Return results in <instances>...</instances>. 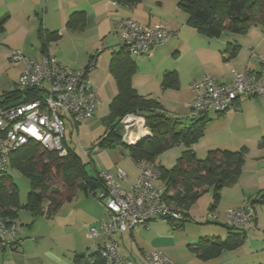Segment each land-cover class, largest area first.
Segmentation results:
<instances>
[{"label": "crops", "instance_id": "1", "mask_svg": "<svg viewBox=\"0 0 264 264\" xmlns=\"http://www.w3.org/2000/svg\"><path fill=\"white\" fill-rule=\"evenodd\" d=\"M143 2L127 6L114 0H0V16L8 17L4 31L0 34V58H7L8 51L14 52L12 50L16 49L23 52L21 54L25 60L39 61L51 55L64 67L76 70L85 68L90 58L98 54L93 69L88 73V79L99 98L95 116L99 107L105 102L110 104L117 93L115 81L108 71L111 54L116 51L114 48L118 49L113 35L114 24L121 19H131L144 28L160 26L171 37L164 46L156 48L150 57L134 61L139 69L137 67L131 77V84L139 95L159 102L168 117L183 121L189 120V106L194 100L190 89L193 82L210 75L219 83L226 84L231 82L234 72H243L247 67L258 68L252 53L264 56V28L260 25L252 26L245 35L234 36L224 32L219 38H208L186 25L187 16L178 8L176 0H158L148 10H143ZM41 11L42 18H39ZM74 12L85 13L81 28L66 26L69 16ZM51 15L59 18L56 29L51 27L52 20L48 19ZM45 32H56L58 37L43 42L41 35ZM231 44L238 46V49L230 55L228 46ZM103 56L106 58L101 61ZM9 61L12 62L10 57ZM12 63L17 65L18 71L5 84L6 91L1 94L17 89L24 62ZM140 68H144L141 74ZM166 72L176 73V87H162ZM107 89L113 95H106ZM94 116L84 122L93 121ZM206 119L204 135L192 146L199 159H203L210 149L237 151L246 147L248 150L240 177L235 185L222 190L218 208L209 210L212 190L205 193H209L205 201L209 214L205 218L211 216L210 220L225 225L228 209L238 208L246 201L250 204L264 190V147L259 146L264 138V97L241 98L228 111L208 114ZM149 135L148 129L144 128L142 136ZM137 141L139 139L134 142ZM174 149L172 156L177 158L183 146ZM168 151L157 159L158 165L165 167L161 157L163 159ZM85 153L89 155L88 151ZM97 153L93 159L96 172H110L117 179L116 170L121 169L125 180L118 182L124 188L136 181L139 168L124 146L118 145L112 150L97 149ZM61 190L65 199L60 202L55 213L19 216L17 212L14 224L19 225L18 235L10 246H0V264H74L75 256L87 257L104 245L106 239L87 238L86 233L84 235L82 230L76 228L75 223L78 213H81L88 218L86 224L96 226L104 217L103 206L90 200L89 194L85 195L84 192V198L74 195L69 197L66 188L62 187ZM201 199L185 211L188 218L197 217L194 207ZM64 203L71 206L63 210ZM253 210L251 230H264V204L255 205ZM39 217H43L40 218L43 220H38ZM156 221H151L154 224L152 228L149 225L148 230L136 227L121 236H114L119 241V255L134 264H143V256L157 250L174 264H189L178 257V251L192 253L190 256L195 255L200 263L215 261L223 253L202 260L190 246L206 237L190 243L181 232L176 234L167 229L158 230L160 226Z\"/></svg>", "mask_w": 264, "mask_h": 264}, {"label": "trees", "instance_id": "2", "mask_svg": "<svg viewBox=\"0 0 264 264\" xmlns=\"http://www.w3.org/2000/svg\"><path fill=\"white\" fill-rule=\"evenodd\" d=\"M118 4L134 6L142 0H114ZM177 6L186 16V25L208 38H219L224 32L232 35H245L252 26L264 28V0H177ZM7 16H0V34L4 31ZM85 21L84 12L72 13L66 23L69 28H81ZM58 37L56 32L42 33L43 42ZM229 54H233L238 46L230 45ZM98 54L92 56L88 65L96 61ZM87 65V66H88ZM87 66L85 68H87ZM136 63L123 49L111 54L108 71L115 81L117 93L109 104V114L103 120L104 132L96 143L98 150H112L118 145L124 146L134 162L146 161L154 163L159 171L162 187L168 199L181 208L183 220L172 224V230L180 229L189 220L185 211L201 196L212 190L210 211L216 209L224 188L236 184L241 175L246 147L237 151L227 149H210L203 159H199L192 146L204 135L206 116L195 120L183 121L168 117L154 99L139 95L132 87L131 77L136 72ZM177 75L166 72L162 78V87H176ZM32 94L17 89L5 92L0 96V109H6L19 103L30 101ZM127 115H134L144 120L149 136L134 144L122 142L124 132L122 120ZM183 146L179 157L171 168L156 163L157 159L168 150ZM260 147H264V138ZM67 155L63 158L44 150L38 143L30 141L13 150L9 154V167L29 179L30 191L26 203H19L17 186L6 171L0 176V216L13 221L19 209L38 216L56 212L60 206L57 200L58 190L53 186V177H58L61 186L73 196L82 188L85 195L101 187L98 179L100 172L90 175L86 171V163L67 145ZM96 186V189L93 186ZM60 187V188H62ZM47 199L49 206L44 210L43 202ZM249 202V201H248ZM264 204V190L250 202L255 205ZM254 212V210H253ZM227 229L225 240L219 238H203L190 249L202 260L219 256L224 251L240 246L246 238V232ZM74 264H105L98 251L89 256H75Z\"/></svg>", "mask_w": 264, "mask_h": 264}, {"label": "built area", "instance_id": "3", "mask_svg": "<svg viewBox=\"0 0 264 264\" xmlns=\"http://www.w3.org/2000/svg\"><path fill=\"white\" fill-rule=\"evenodd\" d=\"M113 35L119 43V49L130 56L146 58L156 48L164 46L171 37L160 26L144 28L131 19L117 21ZM252 55L256 57L258 68L247 67L243 72H234L229 83H219L212 76L205 75L190 85L194 100L189 106V120L224 113L244 97H264V56ZM9 57L12 62H24L16 88L20 92L32 94L33 98L0 109V176L9 166L10 152L30 141L38 143L49 153L65 157L68 152L64 143L66 124L70 123L75 128L92 118L99 105V98L88 79L94 62L87 68L72 70L59 64L51 55L33 61L25 60L20 52L14 51ZM122 124L123 143L133 144L143 137L142 130L146 127L142 118L127 115ZM135 164L139 168V175L126 188L118 182L125 180L121 169L116 170L117 179L110 172L98 174L101 187L93 192V196L103 202L105 215L97 226L88 227L86 237L106 239L98 249L105 264H134L119 255V241L114 236H121L136 227L148 230L152 220H161L171 226L184 218L181 208L168 199V194L160 185L155 164L143 160ZM253 219V208L246 201L242 206L226 211L225 225L246 232L252 229ZM17 235L18 228L14 222L0 216V246H10ZM143 264L174 263L156 250L143 256Z\"/></svg>", "mask_w": 264, "mask_h": 264}, {"label": "rangeland", "instance_id": "4", "mask_svg": "<svg viewBox=\"0 0 264 264\" xmlns=\"http://www.w3.org/2000/svg\"><path fill=\"white\" fill-rule=\"evenodd\" d=\"M65 1V0H63ZM158 0H144L143 2V10H148L149 7L153 6L155 2ZM175 0H173L174 2ZM177 1V0H176ZM60 2V1H59ZM180 12V11H179ZM42 11L39 13V18H42ZM184 14V13H180ZM185 15V14H184ZM183 15V16H184ZM49 20H52L51 27L53 29L58 28L59 18L56 15H51L48 17ZM239 36V35H234ZM115 38V37H114ZM116 40V38H115ZM116 46L118 47L119 43L116 40ZM117 50V48H114ZM16 50V49H15ZM12 50V51H15ZM11 50L8 51L7 58H0V94L3 91H6L5 84L12 78L13 74H15L18 71V67L14 63H10L9 61V54ZM20 52V51H19ZM23 53V52H21ZM133 61H140L143 60L146 57H135L130 56ZM106 57H101L104 60ZM138 67V65H137ZM139 69V67H138ZM144 71V68H140L139 74ZM109 89L106 91V95H113L112 92H110ZM109 104L103 103L98 111L96 112V115L94 116L93 121H86L81 122L78 124L75 128L72 127L70 123L66 124L65 132H64V143L72 149L81 159L84 163H86V171L90 175H94L95 168L94 167V161L97 153L96 143L98 139L102 136L104 131V123L103 120L105 117L109 114ZM177 148V147H174ZM170 149L168 153L163 155V159L161 157V160H163L165 168H171L174 164L177 158H174L172 156V152H174L176 149ZM173 150V151H172ZM88 151L89 155H85L84 152ZM171 154V155H168ZM97 169V168H96ZM6 173L12 177V180L14 184L17 186L18 189V195H19V203L20 205H24L27 200V194L30 191V182L27 177L20 174L15 169H12L8 166L6 169ZM160 185H162L160 180ZM53 186L58 187V198L57 200L62 203L63 199H65V194L61 190V181L58 179V177H53ZM85 197L83 190L77 189L74 193L73 197ZM209 196L207 194H204L202 199L199 201L198 205H196L195 210L197 213L196 218H190L187 220V222L184 224V226L180 229L172 230L171 226H169L166 222L157 220L156 224H158L160 227L158 230H169L171 233H183L184 237L187 241H191L190 243L197 242L198 239L201 237L206 238H219L221 240H225L227 237V229L224 227L221 223H215L214 220L206 219L205 216L209 214V210L207 209V205L205 204L206 198ZM90 200H94L98 204L102 205L104 208V204L102 201L96 199L95 196L92 195V193H89ZM212 203V201H210ZM49 206V201L47 199L43 202L44 210L47 211ZM71 205H67V203H64L63 210H66L65 208L70 207ZM78 208H80L78 206ZM83 208V207H82ZM218 208V207H217ZM258 209V208H257ZM46 215V212H44ZM75 213H73L74 215ZM19 216H29V212L25 209H19ZM104 215H105V208H104ZM43 217H39L38 220ZM88 218L78 213V218L76 220V228L82 230V233L85 235L86 229L90 227L88 224ZM225 221V220H223ZM17 224V223H16ZM153 222L149 223L150 227L152 228ZM96 225V223H95ZM98 225V224H97ZM96 225V226H97ZM17 228H19V225H17ZM246 239L242 242V244L238 247H236L233 250L223 252L220 257L215 259V261H209L206 263H200L197 261L195 255L190 256V254L186 253L185 251H178V257L182 261H187L189 264H257L262 263L264 264V230H246ZM189 250V249H188ZM191 252V251H190ZM195 258V259H194Z\"/></svg>", "mask_w": 264, "mask_h": 264}, {"label": "water", "instance_id": "5", "mask_svg": "<svg viewBox=\"0 0 264 264\" xmlns=\"http://www.w3.org/2000/svg\"><path fill=\"white\" fill-rule=\"evenodd\" d=\"M142 139H143V138H140L139 141H141ZM139 141H137V142H139ZM137 142H134V143H137ZM134 143H133V144H134ZM93 188L96 189V186L94 185Z\"/></svg>", "mask_w": 264, "mask_h": 264}]
</instances>
